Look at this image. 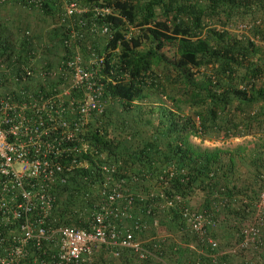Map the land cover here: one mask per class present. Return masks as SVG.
Listing matches in <instances>:
<instances>
[{"label":"trees","instance_id":"trees-1","mask_svg":"<svg viewBox=\"0 0 264 264\" xmlns=\"http://www.w3.org/2000/svg\"><path fill=\"white\" fill-rule=\"evenodd\" d=\"M39 1L0 3L50 19L45 33L34 32L27 20L16 32L0 21V64L7 68L0 65V89L31 87L19 81L23 66L53 65L46 57L50 47H64L61 5ZM78 1L88 8L86 24L109 27L85 34L80 44L85 54L89 45L104 55L102 70L111 69L113 81L105 84V109L91 115L83 134L88 148L77 157L86 165L74 166L54 187L50 223L87 225L106 176L101 163L116 164L114 176L153 195L135 202L136 217L149 224L134 232L150 251L146 257L130 247L102 245L96 249L108 248L115 257L110 262L99 256L72 264H264V211H257L264 191V0ZM96 5L112 12L94 15ZM191 135L252 138L210 147L192 142ZM162 190L181 198L162 206ZM182 205L210 214L207 232L216 246L185 227ZM123 223L132 226L130 219ZM251 223L257 238L242 244Z\"/></svg>","mask_w":264,"mask_h":264},{"label":"built area","instance_id":"built-area-1","mask_svg":"<svg viewBox=\"0 0 264 264\" xmlns=\"http://www.w3.org/2000/svg\"><path fill=\"white\" fill-rule=\"evenodd\" d=\"M54 1L62 8L59 23L65 21L67 26L61 57L50 66L45 61L24 65L19 81L32 83L31 87L0 89V264L90 263L94 250L102 245L130 247L138 257H146L150 251L134 232L149 224L136 217L135 202L151 199L153 191L131 189L123 177L114 176V163L100 165L106 176L97 188L86 226L50 223L54 187L66 182L74 166L86 165L85 159L77 157L88 148L83 134L91 115L105 109L109 99L105 84L112 80V70L106 74L102 70L104 55L89 45L85 54L80 44L85 34L108 32L107 23L86 24L82 14L88 8L78 0ZM93 12L102 16L112 8L96 5ZM159 195L162 206L181 198L167 196L163 190ZM180 210L185 227L216 246L207 232L213 224L210 214L187 205ZM257 211H264V191ZM124 219L132 220V226ZM157 222L153 219L154 225ZM257 235V225L249 224L242 244L254 242Z\"/></svg>","mask_w":264,"mask_h":264},{"label":"rangeland","instance_id":"rangeland-1","mask_svg":"<svg viewBox=\"0 0 264 264\" xmlns=\"http://www.w3.org/2000/svg\"><path fill=\"white\" fill-rule=\"evenodd\" d=\"M21 20L29 21L32 24L33 31L36 33H38V31H42V33H45L46 28H48L49 26V21H50V19L49 21L47 19H44L41 16V14L38 13L36 10H32L27 7L23 8L18 5H11V4H8L6 6H0V21L7 24L8 27L13 30V32H16L17 25H19V21ZM50 49H51V53H48L46 57L48 58V60H51L52 62H56L61 57V52L63 49L60 48V46L59 47L51 46ZM250 137L251 136L249 135L234 136L228 138L222 136L219 137L213 136V137L201 139L197 136L191 135L190 140L194 143L200 144L201 146L233 147L238 143L245 142ZM242 168L244 169V167ZM191 202H192L191 204L195 203L193 198L191 199ZM99 256H101L100 257L101 259L108 260V262H110L109 261L110 259L115 258L114 256H112L108 248H104V247H100L99 249H96L94 251L93 258L98 259Z\"/></svg>","mask_w":264,"mask_h":264}]
</instances>
